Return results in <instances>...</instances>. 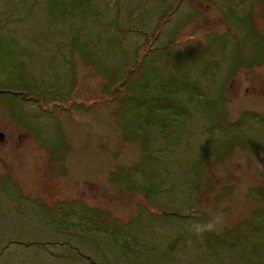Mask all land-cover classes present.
Here are the masks:
<instances>
[{"label":"rangeland","instance_id":"rangeland-1","mask_svg":"<svg viewBox=\"0 0 264 264\" xmlns=\"http://www.w3.org/2000/svg\"><path fill=\"white\" fill-rule=\"evenodd\" d=\"M0 264H264V0H0Z\"/></svg>","mask_w":264,"mask_h":264},{"label":"clouds","instance_id":"clouds-1","mask_svg":"<svg viewBox=\"0 0 264 264\" xmlns=\"http://www.w3.org/2000/svg\"><path fill=\"white\" fill-rule=\"evenodd\" d=\"M221 222L222 221L219 216H213L210 220L205 222L192 224L190 230L195 234L212 231L217 228Z\"/></svg>","mask_w":264,"mask_h":264},{"label":"trees","instance_id":"trees-1","mask_svg":"<svg viewBox=\"0 0 264 264\" xmlns=\"http://www.w3.org/2000/svg\"><path fill=\"white\" fill-rule=\"evenodd\" d=\"M86 3V2H85ZM86 5H87V3H86ZM86 5H84V6H86Z\"/></svg>","mask_w":264,"mask_h":264}]
</instances>
